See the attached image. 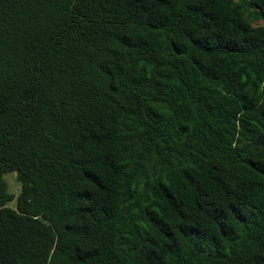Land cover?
I'll return each mask as SVG.
<instances>
[{
    "label": "trees",
    "instance_id": "16d2710c",
    "mask_svg": "<svg viewBox=\"0 0 264 264\" xmlns=\"http://www.w3.org/2000/svg\"><path fill=\"white\" fill-rule=\"evenodd\" d=\"M0 264H264V0H0Z\"/></svg>",
    "mask_w": 264,
    "mask_h": 264
},
{
    "label": "rangeland",
    "instance_id": "374dc122",
    "mask_svg": "<svg viewBox=\"0 0 264 264\" xmlns=\"http://www.w3.org/2000/svg\"><path fill=\"white\" fill-rule=\"evenodd\" d=\"M5 181L7 183L8 191L10 194H13L14 196H17L18 193V184L16 181V175L15 173H9L4 175ZM15 206V199L13 202L9 203V207Z\"/></svg>",
    "mask_w": 264,
    "mask_h": 264
}]
</instances>
